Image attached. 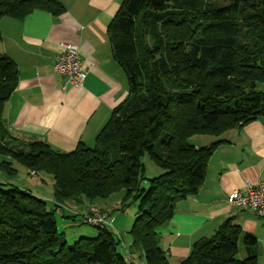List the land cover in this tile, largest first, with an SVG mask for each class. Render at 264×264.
Masks as SVG:
<instances>
[{
  "label": "trees",
  "instance_id": "1",
  "mask_svg": "<svg viewBox=\"0 0 264 264\" xmlns=\"http://www.w3.org/2000/svg\"><path fill=\"white\" fill-rule=\"evenodd\" d=\"M228 1L122 0L106 33L127 95L92 147L80 143L68 153L6 128L4 105L18 71L0 54V156L10 161L0 169L15 174L14 162L28 175H49L53 187L50 210L32 193L0 183V264H135L116 252L107 229L67 245L54 219L56 208L82 199L89 204L82 216L90 207L106 213L99 203L118 192L121 206L137 202L131 247L144 264H170L158 234L176 205L201 188L220 143L190 139L219 138L264 117V0ZM35 11L56 16L64 8L56 0H0V20L23 21ZM144 156L159 176L144 178ZM239 235L226 222L179 264H255L254 257L237 258ZM244 243L249 250L255 239L245 235Z\"/></svg>",
  "mask_w": 264,
  "mask_h": 264
},
{
  "label": "crops",
  "instance_id": "2",
  "mask_svg": "<svg viewBox=\"0 0 264 264\" xmlns=\"http://www.w3.org/2000/svg\"><path fill=\"white\" fill-rule=\"evenodd\" d=\"M56 1L64 8L59 15L35 11L23 21L0 20V54L18 71L16 88L4 105V123L16 136L40 140L68 153L80 143L94 144L112 109L127 95L124 74L112 57L106 33L122 0ZM60 43L78 47L86 72L79 89L71 88L64 76L53 70ZM215 141L220 143L208 161L203 185L176 205L158 234V245L170 264H179L196 241L210 237L229 222L240 230L237 258L254 257L255 264H264V218L225 203L226 196L245 183L264 181V117L231 129ZM76 203L83 207L79 213L75 210L78 214L89 206L84 199ZM61 208L56 211L64 215ZM245 235L255 239L249 250Z\"/></svg>",
  "mask_w": 264,
  "mask_h": 264
},
{
  "label": "rangeland",
  "instance_id": "3",
  "mask_svg": "<svg viewBox=\"0 0 264 264\" xmlns=\"http://www.w3.org/2000/svg\"><path fill=\"white\" fill-rule=\"evenodd\" d=\"M212 5H226L228 0H210ZM218 138L205 136V137H193L190 139V143H200L201 145L211 143ZM93 144L90 146L92 147ZM1 161H9L7 156H0ZM142 164L144 165V178L146 180L159 176L163 171L158 168L147 156L142 158ZM10 162V161H9ZM11 167L17 170L15 174H8L6 171L0 169V183L7 187H19L22 190H26L32 193L37 198L43 199L46 202L47 209L52 210V180L49 175L40 174L36 176H30L26 170L16 163L12 162ZM144 180L141 183V188H147V181ZM17 183V185L15 184ZM32 185L36 187L32 188ZM124 193L118 192L111 195L110 198L102 201L100 206L106 209L108 214V220L112 222V226L107 228V231L111 233L116 242V252L124 257L125 260L132 262L134 259L136 264H140L141 255L135 249L131 247V230L137 214V202L132 199L125 201L124 205L121 206L122 198ZM120 207H122L120 209ZM63 208V209H62ZM60 209L64 215L60 212H54V219L57 225L58 233L62 234L67 245H72L81 238H96L99 230L84 223L82 213L78 214L83 210L81 204H74L68 202L65 206ZM78 211H77V210ZM78 212H76V211ZM67 212H69L67 214ZM71 218L65 217L66 215ZM144 264V261H141Z\"/></svg>",
  "mask_w": 264,
  "mask_h": 264
},
{
  "label": "built area",
  "instance_id": "4",
  "mask_svg": "<svg viewBox=\"0 0 264 264\" xmlns=\"http://www.w3.org/2000/svg\"><path fill=\"white\" fill-rule=\"evenodd\" d=\"M53 70L64 76L66 84L73 89L83 86L86 72L80 61L78 47L74 44L60 43L58 53L54 57ZM30 175L35 176L33 172ZM228 207L250 211L264 218V181L257 184L245 183L242 188L231 191L225 198ZM83 222L99 230L112 225L106 213L90 207L83 216Z\"/></svg>",
  "mask_w": 264,
  "mask_h": 264
}]
</instances>
